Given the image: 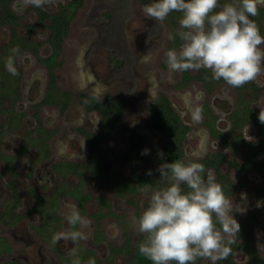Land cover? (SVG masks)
Returning <instances> with one entry per match:
<instances>
[{
	"label": "rangeland",
	"instance_id": "374dc122",
	"mask_svg": "<svg viewBox=\"0 0 264 264\" xmlns=\"http://www.w3.org/2000/svg\"><path fill=\"white\" fill-rule=\"evenodd\" d=\"M70 1L54 0L42 7H34L27 0H13L11 6L20 16L14 31L18 33V37L24 36L25 41H31L27 43L22 39L20 44L16 45L15 48L18 51L15 53L12 51L13 48L4 47L12 38L11 24L6 23L0 26V71L5 68L8 72L6 85L0 86V186L3 188V190L0 188V211L3 207L11 205V203L4 205V202L9 199L11 193L5 183L12 177L15 178V182L23 191L22 196H24V203L18 208V211L24 214V218L20 219L18 223L16 221V225H12L7 217L0 220V237L8 238L14 246V251L9 255L6 252L1 253L0 264L5 261H7L5 264H23L21 260L29 259V252L25 251V248H28V244L31 243L35 244V247H39V255L43 256L39 264H72V262H65V256L58 255L54 250L55 245H52L54 235L58 237L71 231V225L66 218L69 205H75L80 215L89 221L87 226L78 225L77 229L88 238L75 242L60 239L59 247L62 250L71 252L75 249L81 264H87L89 258L95 259L96 264H109L110 259L113 260V264H131L137 245L143 239V235L137 231L134 225V218H139L148 202L142 190L128 191L126 189L122 195L115 192V183L131 175V169L123 159L131 132L141 131L146 137L145 149L149 150V154L141 160L140 166L143 170L151 171L152 175L150 183L144 188L157 190L167 184V181L157 171L165 161L159 157L162 137L151 128L149 123L147 107L150 100L161 93L169 95L178 111L184 115V120L193 123L192 134L187 135L185 140L186 156L182 159L185 161L190 158L203 159L209 152H218V154L222 152L228 160L233 156L234 145L231 142L230 144L222 142L209 134L210 128L205 121L204 110H202L205 98L210 103L216 99V96L222 98V100H218L219 108L217 107V109L226 108L225 101L230 102L233 107H236L234 104L238 105L244 101L255 110L264 109V90L261 91L258 98H254L255 93L251 87L239 90L222 82L207 92L206 86L201 81L195 80L183 87L178 86L180 88L178 89L177 84L182 78V73H173L163 65L166 60L165 53L169 40L167 28L169 23L167 25L162 23L164 33L161 36L160 45L155 50L151 49L147 28L154 20L144 17L142 8L146 4L141 0H84L83 6L76 11L70 22L68 33L61 42L60 61L56 69L58 85L75 94L82 89L100 93L101 96L110 94L117 100H127L128 107L123 120L116 128L115 139L107 142V145L113 150V155L100 161L107 170L106 176L101 180L97 179L92 174V169L95 170L94 166L92 169L87 168L84 172L68 171L66 179L69 184L82 183L84 190L90 193V198L82 211L75 198L61 196L59 212L64 217L61 226L63 229L57 227L52 237L49 238V235H47L48 238L44 237L41 233L30 229V224L39 223L40 217L36 210H32L33 198L28 193V185L34 184V182L39 183L41 180L38 175L35 179L34 176L29 177L28 174H25L29 165H32L36 170L42 166L39 160L35 161L34 159L38 151L37 147H50L58 159H60V153L84 156L88 148L85 134L76 135L80 131L79 127L96 133L100 126L98 113H86L76 101H73L70 109L66 113L60 114L57 107L44 105L39 116L47 128L52 131H43L38 137L34 131L35 120L32 116L33 109L29 107V101L37 99L38 90L42 89L48 81L47 66L40 61V58L48 56L52 51L50 20L42 19L39 10L55 13L62 5ZM171 15L179 18L182 14L172 12ZM254 20L257 22L256 18ZM261 24L264 26V18H262ZM261 34L264 35V29ZM35 43H38L36 53L32 51ZM130 46L133 48L134 54L141 60L140 64H136V70L133 69L134 59L129 53H126L130 50ZM114 47L118 49L113 52L112 48ZM260 47L264 48V45ZM9 57L13 59L16 75H12L6 67ZM116 58L119 59L122 76H124L117 80L114 79L117 61L114 62V59ZM134 71L138 78L134 76ZM191 72L195 74L198 71ZM255 81L264 85V74ZM59 92L58 89L54 91L56 94ZM26 94L30 96L27 97ZM241 95L243 100L240 98ZM62 99L66 101L68 98L62 97ZM6 106L8 109L5 111L3 107ZM121 107L124 106H115V110H119ZM196 108L202 110V119L199 122L194 121L191 115V112ZM14 110L23 112L25 118L23 125L16 118ZM206 111L208 112V109ZM221 115V112L215 113L213 117L218 120L219 117H222ZM225 125V122L218 121L219 128H224ZM231 132L237 135L242 132L245 137L248 135L255 141L259 138L264 140V130L261 131L258 125L252 122L242 124ZM230 140L231 138H229ZM34 141L39 144H33ZM25 142L30 146L28 150L23 151L19 148ZM83 151L85 152L83 153ZM16 152H19L17 159L19 174L11 176L4 171L6 159L2 155ZM246 154L247 149L241 148L234 156L239 163H243ZM262 158H264V154ZM215 162L219 163L218 171L212 167L206 170V176L207 172L211 171L218 182L221 172L226 174L232 182L243 183L240 189L228 197L233 200L234 204L245 210L244 214L235 211L232 213L239 224L244 226L240 229L237 242L231 246L233 254L229 257L240 264H248L245 254L246 245L241 244L244 232L245 234L250 233V246L255 245L257 248L258 241L260 244H264V173L256 165L242 168L230 166L224 161L216 160ZM59 179L63 180L64 178ZM39 190L44 194L50 192L46 189L44 191V188L40 186ZM242 193L246 194V200L241 199ZM101 196L109 200V207L98 201V197ZM257 202L260 203L259 207H257ZM26 228H29L30 236L24 233ZM97 229H100L104 236L100 241L95 242ZM2 247L3 245L0 243V249ZM88 249H93V256L83 258ZM258 253L264 258V250H260ZM70 256L73 259L76 258ZM13 260L20 263H15ZM228 261V258L223 259L218 261V264H228ZM26 263L38 264L30 260ZM196 264H209V262L198 259Z\"/></svg>",
	"mask_w": 264,
	"mask_h": 264
},
{
	"label": "clouds",
	"instance_id": "9594fccd",
	"mask_svg": "<svg viewBox=\"0 0 264 264\" xmlns=\"http://www.w3.org/2000/svg\"><path fill=\"white\" fill-rule=\"evenodd\" d=\"M27 2L42 7L54 0ZM261 7L264 0H231L222 6L219 0H154L144 5L142 12L144 17L160 23L172 12L182 14L179 19L182 30L177 33L182 41L180 48L165 53V63L171 72L205 69L213 79L239 88L264 74V48L260 47L264 45V35L253 19ZM6 67L12 75L17 74L11 57ZM191 115L199 122L202 110L196 108ZM258 119L264 123V109ZM245 139L253 138L246 135ZM147 154L149 150L145 149L142 155ZM157 171L167 184L157 190L142 189L147 206L138 219L134 218L137 231L143 235L137 245L139 253L151 264H196L198 259L218 264L232 255L231 246L237 242L241 229L232 213L244 214L245 210L225 195L212 172L208 171L205 179L206 169L198 158L165 162ZM246 198L242 193L241 199ZM68 208L66 218L73 228L88 225L89 221L75 205ZM87 238L81 231H70L55 239L75 242ZM257 249L264 250V244L258 241ZM70 255L76 257L72 264H81L75 249ZM87 264L96 261L89 258Z\"/></svg>",
	"mask_w": 264,
	"mask_h": 264
},
{
	"label": "flooded vegetation",
	"instance_id": "af4514ba",
	"mask_svg": "<svg viewBox=\"0 0 264 264\" xmlns=\"http://www.w3.org/2000/svg\"><path fill=\"white\" fill-rule=\"evenodd\" d=\"M12 1H11V3H12ZM224 1L225 2H231V0H219L220 5H223ZM151 2H154V0H150L148 2H145V4L151 3ZM11 3H10V7L13 10V12L15 13L14 9L11 6ZM142 3H144V2H142ZM0 14H2V12H0ZM263 15H264V7H261L259 9V15L254 17V18L257 19L256 23L259 25L261 31H263V29H264V26L261 24V20H262V18H264ZM171 16H172V18H171ZM181 16L179 18H177L176 16L170 14L167 17V19L163 22V23H166V25L169 23L167 25V28L169 30V36L171 35V36L175 37L174 39H169L168 40L167 51L169 49H173V48L179 50V48H180V45H181L182 41L180 40V38L177 35V33L182 30L180 28V25H179V19L181 18ZM19 18H20V16H19ZM6 23H10V22H2V24H0V26L4 25ZM10 24H11V28L13 30L12 38H11V41L9 43L4 45V47H8L10 49L11 48L14 49L16 47V45L20 44V41L22 39H24V41H25V37L24 36L18 37L19 36L18 33L14 31V28L16 27V25H13L12 23H10ZM147 29H148L147 30V35L149 37V46H150L151 49L155 50L160 45L159 43H160V40H161V36L164 33V29H163L162 23L156 22L154 20V22L151 23ZM15 34L17 35V38H15ZM50 37H51V34H50ZM27 42L30 43L31 41L27 40ZM50 43H51V41H50ZM37 44L38 43H35L34 47L32 48V51L34 53L37 52ZM103 47L105 49H107V47H105V46H103ZM112 49H114L113 50V52H114V51H117L118 48L114 47ZM109 50H111V49H109ZM53 51H54V47L52 45L51 53L48 56H46V57L40 58V61H42V59H44V58L49 57L53 53ZM126 53H129L130 56L134 59L133 69L136 70L135 66H136V64H140L141 60L138 59V56L136 54H134V50H133V48L131 46H130V50H128ZM59 57H60V53H59V56H58V61H60ZM115 61H116V63H115L116 64V68H115L116 71L114 72L115 73L114 74L115 75L114 79L117 80L119 78H124V76H122V71H121L122 66L118 62L119 59L116 58V59H114V62ZM163 65L168 69L166 63H164ZM47 69H48V66H47ZM56 69H57V67L55 68V74H56ZM177 73H179V72H177ZM181 73H182V78L178 82L177 87L178 86L183 87L184 85H187L189 82H192V81L195 80V81H201V83L206 86L205 87L206 91L209 92V91H211L213 89V87L215 85L224 82L222 79L221 80L213 79L211 72L208 71V70H205V69H201L195 74H193L191 71H186V72H181ZM7 75H8L7 70L5 68L1 69V71H0V83L2 81V84H0V86L1 85L2 86L6 85V76ZM134 76L136 78H138V76L136 75L135 71H134ZM48 77H49V69H48ZM56 79H57V74H56ZM98 80L101 81L100 78H98ZM104 83L107 84L106 82H104ZM48 86H49V78H48V81H47L46 85H44V87H42V89L38 90L37 99L29 101V105H30L29 107H30V109H33L32 116H33V118L35 120V125H34L35 126L34 127L35 130L34 131L36 132V137H38L40 135V133L43 132V131L44 132H46L47 130L48 131H52V130L47 128V126L43 123V121L41 120V118L39 116V112H40V110L42 109V107L44 105H53V106L57 107V109L59 110V114H60L62 112L66 113L70 109V107L72 105L71 103L73 101H76L80 105V107L83 109V111H85L86 113L87 112L88 113L96 112V113L99 114V117H100V121H99V123H100L99 125L100 126H99L98 132L95 133L92 130H87L85 128L79 127V130L81 131V133H80V131L76 133L77 136H82V133L85 134V142H86L88 151H87V153H84L85 151H83L84 156H81V155L80 156H77V155L73 156V155H65L63 153H60L59 154L60 155V157H59L60 159H58V157H55V155L53 154V152L50 149V147L41 146L40 148L37 147L38 151H37L36 157L34 158L35 161L36 160L40 161V163L42 165L41 168L39 170H36V169L33 168L32 165H29L27 167L28 170L25 173L26 175L28 174L29 177L34 176L35 179H37V175H38V177L41 180L39 183L38 182L37 183L34 182V184H29L28 185V193L33 198L32 210L33 209L36 210L39 213V217H40L39 218L40 222L39 223H35V224H30L31 225L30 229L36 231L37 233H41L42 235H44V237L46 236L47 238H48L47 235H49V238H50V237H52V235H54V231L56 230V228L57 227H61L63 225L64 217L59 212V208H60V205H61V202H62L61 196H71V197L75 198L77 200V202H78L79 208L82 209V211L84 210L85 205H86L88 199L90 198V193L86 192L84 190V186H83L82 183L78 182L77 184H69V182L67 181L68 179H66L67 172L70 171V170L71 171H75L76 170V171L84 172V170H86L87 168L92 169L93 166H94V167H97V168H99L101 170V173H100L101 176H96L95 175L96 168H94L95 170L92 169V171H93L92 174L97 179L101 180V179H103L106 176L107 170L102 166L100 161H101V159H107V158H109V157H111L113 155V150L110 149L109 145H107V142L112 140V139H115L116 128H117L118 124L123 120V118L125 116L126 109L128 107V101L125 100V99L117 100L110 94H106V95H102L101 96V95H99L100 93L93 92V91H88L89 89H82V90L78 91L75 94V93H73V92H71L69 90L62 89L58 85V81H57V86L59 87V89L61 91H63L64 93H66L65 95L67 96V98L69 96V98L66 99V101H65L66 104L59 105V104H57L55 102H46L45 101L47 93H48ZM247 87H251L252 90L254 91V93H255L254 98H258L260 96L261 91L264 90V85L258 84L255 80L253 82L245 84L243 87H239L238 89L240 90V89H244V88H247ZM178 89H180V88L178 87ZM82 93H85V94H88V95H93V96L97 97L100 100H104L106 97L110 96L115 101H122V100L125 101L123 117L121 119H119L114 124L112 136L110 138H108V139H102L101 140V144L108 150V155H106V156H100L99 152L94 151V149H97V147L93 148L91 146L90 140H89L90 139V135H92L93 137H98L102 133V131H103V115H102V113H101V111L99 109L88 110L84 105H82L79 102V95L82 94ZM26 96L29 97L30 95L26 94ZM240 98L241 99L243 98L242 95L240 96ZM159 99L168 100L170 102L173 115L178 117L180 119V121H182V123L188 127V130L185 132V134L183 136V140H182V145H183L184 152H185L184 157H185L186 156L185 140H186V136L187 135L192 134L191 131H192L193 123L186 122L184 120V115L178 111V109L175 106V103L172 100V98L169 95H165V94L161 93L157 97H155L154 99L150 100V102L148 103L147 113H148V118H149L150 125H151L150 113H149L150 107L153 104H155ZM218 100H222V98H219L218 96H216V99L213 100L211 103L208 102V100L205 98L204 102L202 103V107H203L202 110H204V112H203L204 113V118H205V121H206V123H208L209 128H210L209 129L210 136H212L215 139L220 140L222 142H226L228 144H230V142H231V144L233 145L235 139L236 140H240L241 138H245V136H244V134L242 132L239 135L233 134L231 132L232 130L236 129L238 126H240L242 124H247L249 122H252V123L257 124L261 131L264 130V123H261L259 121V119H258L260 110L253 109L249 104L244 103V101L240 102V103L238 102L239 103L238 105L234 104L236 107H233L230 104V102H228V101L226 102L225 101L227 107L224 108V109L223 108L222 109H217ZM10 103H12V101H10ZM221 103H223V102H221ZM7 109H8V106L3 107V110L6 111ZM206 109H208V112L206 111ZM14 111H15L14 114L16 115V118H18L19 122H21V124L23 125L24 122H25V118L23 116V112L17 111V110H14ZM220 112L222 113V115H221L222 117H219L218 120L214 119V117H213L214 114L215 113L219 114ZM237 112H239L241 114H239ZM252 112L254 113V116L252 115L253 114ZM218 121H222V122L226 123L224 128H219L218 127ZM95 123H97V122H95ZM53 128H55V127H53ZM151 128L153 129L152 125H151ZM216 130L218 131V133H220V136L215 134ZM24 131H25V129H24ZM154 131H156V130H154ZM156 132L159 133L158 131H156ZM133 133H141V134H143L141 131H133V132L130 133L128 145H127V148L124 151L123 159L129 165V167L131 169V175H130V177H128L126 179H123V180H120L119 182L115 183V185L113 184L115 186V192L118 193L119 195L124 194L126 189L128 191H136V190H131V189L127 188V186H126L127 185V180H131V183L133 185L135 183V181L132 178V168H131L129 162L126 160V155H127L128 151H129V148H130V140H131V136H132ZM144 137H145V135H144ZM161 137H162V135H161ZM229 138H231L230 141H229ZM260 139H262V138H259L258 140H260ZM162 140H163V137H162ZM258 140H256V141H258ZM41 141L42 140L40 139V142ZM251 141H255V140H251ZM145 143H146V137H145V141L143 143L144 150H145ZM33 144H39V143L34 141ZM29 146L30 145L25 142V144L23 146H21L19 149H21L23 151L24 150H28ZM245 149H247V148H245ZM47 150L49 151V155L48 156H46ZM18 154H19V152H16V153H13V154H8V155H2L6 159V164H5L6 167H5L4 171H6L7 173L11 174V176H15V175L19 174L18 171H17ZM213 155L214 156L220 155L222 158H224L222 161L228 163V161L232 160L233 157H234V150H233V156H232V158L230 160L226 159V157L223 155L222 152H221V154H218V152H209L203 159H198V160L201 161V160H205V159H208V158H213L215 160L218 159L217 161H219V158L218 157L214 158ZM262 155H261V159L264 160V158H262ZM146 157L147 156H145L144 158H146ZM144 158H142V159H144ZM234 158L236 159V157H234ZM142 159H140L139 165H140V162H141ZM245 160H246V158H245ZM245 160H244L243 163H239L237 160L236 161L239 164L243 165L245 163ZM228 165H230V164L228 163ZM242 165L241 166L239 165V166L242 167V168H249L250 167V166L249 167H243ZM251 165H254V164H251ZM218 166H219V163H216V165L208 166L206 168V170L214 167L218 171ZM140 168H141V166H140ZM260 171L264 173L263 170H260ZM219 174H223V173L220 172ZM224 175H226V174H224ZM59 178H64V179L60 180ZM234 184L241 185L238 189H240L242 187V185H243V183H234ZM5 185H7V187L9 188V191L11 190V193H10L9 199L4 202V205L6 203L7 204L11 203V205L7 206V207L5 206V207L2 208V210L0 211V220H2V219L7 217L8 219H10V223H12V225H16V221L18 223V221L20 219L24 218V214L18 211V208L24 203V201H23L24 200V198H23L24 196H22L23 195L22 194L23 191L20 190L19 186L15 182V178L14 177H12L10 180H8L5 183ZM39 186L41 188H44V191L46 189V190H49L50 192L47 193V194H44L43 192H41L39 190ZM77 187L80 188V190L82 191V193L84 195H88L89 196L87 198V200L85 201L84 208H81L79 200L75 197V195L72 194L73 192H75V189H77ZM0 188L3 190V188L1 186H0ZM142 189L143 188H141L140 190H142ZM260 194H261V191H260ZM38 195L46 198V201H44L42 207H40V208H39ZM52 197H56L57 200H58V203H59L57 208H56V210H55V217H53L50 214V211H52L50 198H52ZM102 198H104L106 201H108V204H109V200L106 197H102V196L98 197V201H100ZM108 207H109V205H108ZM240 226L243 228L244 225L242 226L240 224ZM59 229H63V228L61 227ZM77 229H78V225L75 228H73L71 226V231H77ZM24 230H25L24 233H26L27 236H30L29 235L30 234L29 228H26ZM97 230L98 231H96V235L99 232L102 235V231H100V229H97ZM247 234H250V233H247ZM96 235H95V238H94L95 242L100 241L103 238V236H104L103 235L102 238L97 240L96 239ZM55 238H56V235H54V243L52 244V245H55V248H54L55 252L58 255L62 256V257L65 256L64 257V259H65L64 261L65 262H67V263L68 262H72L73 258L70 256V252H68L66 250H62L59 247V240L57 241ZM250 241L251 240H249L247 246L251 247L253 249V253L254 254L252 253V250H249L246 247L247 248L246 251H245V254H246V257H247L246 263H248V264H263L260 259L264 260V258H262L259 255L255 245L250 246ZM243 242H244V237H243L242 242H241L242 245H243ZM0 243L3 245V247L0 249V255L3 252H6L9 255V253L14 251L13 243H11L8 240V238L0 237ZM50 246H51V244H50ZM40 247H41V245H40ZM83 250H85V249H83ZM25 251L29 252V255H28L29 259H27V258L25 259L27 262H29V260H30V261H33V263H38V264L41 263V261L43 259V256L39 255V247L38 248L35 247V244H33V243L28 244V248H25ZM91 251L93 252V249H88L86 251L87 252L86 255H84L83 258H88L89 256H93L90 253ZM252 254L255 255L257 257V259H259V260H253L254 256ZM26 261H22L21 260V263L27 264ZM5 262H7V261H5ZM5 262H2V264H5ZM13 262L20 263V262L15 261V260H13ZM109 262H110V260H109ZM235 262L237 264H240L237 261H235Z\"/></svg>",
	"mask_w": 264,
	"mask_h": 264
},
{
	"label": "trees",
	"instance_id": "16d2710c",
	"mask_svg": "<svg viewBox=\"0 0 264 264\" xmlns=\"http://www.w3.org/2000/svg\"><path fill=\"white\" fill-rule=\"evenodd\" d=\"M12 0H0V24L2 22H10L13 25H16L19 19V16L13 12L10 7V3ZM142 2H148L150 0H141ZM84 0H71L69 3L64 4L60 7V9L55 13H48L44 10H39L41 18L46 20H50L51 27V37L50 41L54 47L53 53L47 57L42 59V61L48 66L49 69V86L48 93L46 96V102H55L59 105H64L65 99L62 97H66V93L61 91L57 86V79L55 74V68L59 65L58 56L60 53L61 42L65 38L68 33L69 25L73 17L75 16L76 11L83 6ZM15 38L17 35L15 34ZM21 39V38H20ZM27 42V41H26ZM28 43V42H27ZM59 90L58 94L54 93L55 90ZM69 98V96H68ZM79 102L84 105L88 110L99 109L103 115V131L98 137H93L90 135V144L94 149V151L99 152L100 156L108 155V150L101 144L102 139H108L112 136L113 126L114 124L123 117L124 107L119 110H115V106L122 105L124 106L125 101H115L112 97L108 96L104 100H100L93 95H88L82 93L79 95ZM150 121L154 130L158 131L162 137V143L160 146V158L165 162H173L175 160H182L185 155L184 148L182 145V140L185 132L188 130V127L180 121V119L173 115L170 102L165 99H159L155 104L150 107ZM239 113V112H237ZM253 113V112H252ZM241 114V113H239ZM254 116V113L252 114ZM260 124V123H259ZM216 135L220 136L218 131H215ZM145 137L141 133H133L130 140V148L126 155V160L129 162L132 168V178L135 181L134 185L131 183V180H127V188L131 190H140L144 188L151 181V175L147 173L149 171L142 170L139 165L140 159L144 158L147 155H142L144 151V143ZM234 147V155L241 148H247L246 160L245 163L239 164L236 159L233 157L232 160L228 161L231 166H243L249 167L251 164L256 165L260 170L264 171V160L261 159V155L264 153V140L260 139L258 141H248L245 138H241L240 140H236L233 143ZM49 155V151L47 150L46 156ZM220 155L214 156V158L218 157L219 161L224 158L219 157ZM218 160V159H217ZM216 160L213 158H208L205 160H201L199 162L203 163L205 169L210 165H216ZM95 175L101 176V170L95 167ZM205 179L207 178L204 173ZM218 183L223 186L225 195L227 197L230 196L234 191H236L241 185L234 184L231 180L224 174H219ZM186 189V186H183ZM78 189V190H77ZM75 192L72 194L79 200L81 208H84L85 201L89 197L88 195H84L80 188L77 187ZM39 208L42 207L46 198L38 195ZM52 211L50 214L55 217V210L58 206V200L56 197L50 198ZM100 203L104 206H108V201L104 198L100 200ZM41 210V209H40ZM57 216V215H56ZM244 242L243 244L249 250L253 249L248 247V242L250 240V234H245L244 232ZM102 238L101 233H97L96 239ZM9 249V248H8ZM93 255V252H90ZM254 254V253H253ZM252 254V255H253ZM253 260H259L255 255H253ZM228 264H237L233 259L228 257ZM264 264V260L260 259ZM110 264H113V260L110 259ZM131 264H151V261L142 256L138 247L136 249V253L131 261Z\"/></svg>",
	"mask_w": 264,
	"mask_h": 264
}]
</instances>
